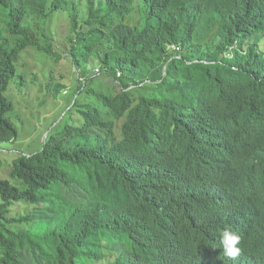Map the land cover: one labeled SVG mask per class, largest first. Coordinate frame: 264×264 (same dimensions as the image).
<instances>
[{"label": "trees", "instance_id": "16d2710c", "mask_svg": "<svg viewBox=\"0 0 264 264\" xmlns=\"http://www.w3.org/2000/svg\"><path fill=\"white\" fill-rule=\"evenodd\" d=\"M41 1V11L63 6L74 14L72 22L77 19L73 5H64L67 0ZM210 2L212 7L224 0ZM82 4L102 11V28L88 40L79 35L69 39L67 64L74 67L77 86L65 94L59 112L71 105L74 95L75 101L38 151L11 160L8 175L13 181L0 178V264H109L102 253L108 235L99 223L132 208L152 217L170 197L167 189L158 194L128 190L124 175L131 170L135 143L154 149L153 161L175 142L171 135L181 119L199 117L205 108L225 113L224 92L245 99L240 104L252 114V99L264 110L263 53L248 44L246 35L240 37L234 17L213 11L205 0L149 1L140 9L141 26L126 21L132 0ZM252 32L264 38L263 29ZM44 41L47 45L60 39ZM43 46L22 58L26 47L0 53V144L17 136L9 118L13 104L5 95L15 74L34 73L27 63L44 61L45 55L54 56L55 64L62 58L51 55L52 49L42 52ZM93 63L103 72L100 78L89 77ZM145 79L149 82L141 87L124 90ZM53 81L50 75L48 83L65 88ZM23 86L20 75L18 87ZM135 90L143 92L141 101L129 110L128 92ZM220 92V100L210 99ZM252 132L262 134L260 128ZM120 233L128 237V230ZM109 250L107 246L105 254Z\"/></svg>", "mask_w": 264, "mask_h": 264}, {"label": "clouds", "instance_id": "9594fccd", "mask_svg": "<svg viewBox=\"0 0 264 264\" xmlns=\"http://www.w3.org/2000/svg\"><path fill=\"white\" fill-rule=\"evenodd\" d=\"M149 1L156 2L132 0V11L126 21L135 25L140 9ZM173 1L177 4L184 0ZM41 3V0H0V53L9 48L20 51L26 47L22 58L32 49L38 51L47 37L59 38V42L69 45V39L79 35L85 41L102 28V11L84 6L82 0H67L64 4L73 5V11L77 12L74 22V14L63 6L41 11ZM205 4L213 11L234 17L240 26V37L246 35L248 44L263 53L264 61V38H255L252 32L257 28L264 30L262 0H224L212 7V2L205 0ZM130 17L135 19V24ZM66 27L70 28V33L64 32ZM55 43L44 45L42 52L52 49L51 55L63 58V53L54 51ZM171 48L179 51L178 46ZM102 73L100 66L93 63L89 77L100 78ZM148 82L147 79L137 81L124 90L133 86L139 88ZM142 93L128 92L129 110L135 109ZM222 93L210 99L220 100ZM75 98L69 107L58 113L51 126H56ZM223 98L225 113H213L205 108L199 117L181 119L171 135L175 142L157 152L153 161L155 150L140 145L139 141L135 143L132 155L129 153L131 170L124 175L127 189L155 194L167 189L170 197L152 217L132 208L130 212L127 210L99 223L108 235L102 242L106 262L264 264V110L254 99L250 100L254 104L252 114L246 109L247 105L240 104V100L246 101L242 97L224 92ZM259 128L262 134H253L252 131ZM99 213L96 221L100 219ZM121 229L128 230L126 239L120 236ZM107 246L110 250L105 254Z\"/></svg>", "mask_w": 264, "mask_h": 264}, {"label": "rangeland", "instance_id": "374dc122", "mask_svg": "<svg viewBox=\"0 0 264 264\" xmlns=\"http://www.w3.org/2000/svg\"><path fill=\"white\" fill-rule=\"evenodd\" d=\"M65 15L67 16L66 13ZM130 20L135 24V19L130 17ZM142 23L143 19L139 17L135 25L141 26ZM64 32L70 33V28L66 27ZM67 46L68 44L61 42L55 43L54 51L64 55L56 64L53 56H46L44 61H37L34 64L28 62V68H31V72L34 73H23L19 70L6 90V94L13 104L9 118L15 126L17 136L11 142L0 144V164L4 163V166L0 168V178L13 181L8 175L12 164L11 160L20 153L31 154L40 149V142H43L46 129H48L47 132L52 130L51 122L58 116L59 110L65 102V95L61 93L63 91L67 93L72 88L74 90L77 76L71 64L69 66L67 64L70 60L65 51ZM20 75L23 77L24 86L22 89L18 87ZM50 75L54 79L53 84L63 83L66 85V90H64V86L55 87L53 85L55 90H58L59 87L62 88L60 92L55 93L52 84L48 83ZM105 81L107 82L108 79Z\"/></svg>", "mask_w": 264, "mask_h": 264}]
</instances>
